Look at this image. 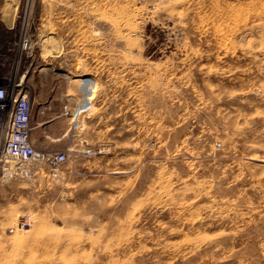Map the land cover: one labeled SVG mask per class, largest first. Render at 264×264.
I'll return each mask as SVG.
<instances>
[{
	"label": "rangeland",
	"instance_id": "1",
	"mask_svg": "<svg viewBox=\"0 0 264 264\" xmlns=\"http://www.w3.org/2000/svg\"><path fill=\"white\" fill-rule=\"evenodd\" d=\"M3 76L0 264H264V0H0Z\"/></svg>",
	"mask_w": 264,
	"mask_h": 264
},
{
	"label": "built area",
	"instance_id": "2",
	"mask_svg": "<svg viewBox=\"0 0 264 264\" xmlns=\"http://www.w3.org/2000/svg\"><path fill=\"white\" fill-rule=\"evenodd\" d=\"M34 102L29 91L21 83H14L7 76L0 77V172H8V162L22 164H46L57 166L66 159L64 153H43L33 139ZM65 111L62 115L67 116ZM21 220L17 229L30 226Z\"/></svg>",
	"mask_w": 264,
	"mask_h": 264
},
{
	"label": "bare ground",
	"instance_id": "3",
	"mask_svg": "<svg viewBox=\"0 0 264 264\" xmlns=\"http://www.w3.org/2000/svg\"><path fill=\"white\" fill-rule=\"evenodd\" d=\"M20 42L21 43L24 42L25 44H27L28 40L27 39H21ZM12 81L14 83H17L16 80L13 77H12ZM21 84L24 85V83H21ZM8 163H9V167H8L9 171L6 172L5 175L8 174V173H11V172L14 173V172H17V171H23L22 169H24L23 165H21L20 163L14 161V160H10Z\"/></svg>",
	"mask_w": 264,
	"mask_h": 264
}]
</instances>
